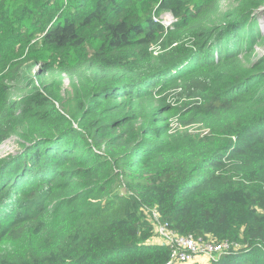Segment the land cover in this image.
Here are the masks:
<instances>
[{
    "label": "trees",
    "instance_id": "1",
    "mask_svg": "<svg viewBox=\"0 0 264 264\" xmlns=\"http://www.w3.org/2000/svg\"><path fill=\"white\" fill-rule=\"evenodd\" d=\"M263 6L0 0V264H168L154 211L264 264Z\"/></svg>",
    "mask_w": 264,
    "mask_h": 264
},
{
    "label": "built area",
    "instance_id": "2",
    "mask_svg": "<svg viewBox=\"0 0 264 264\" xmlns=\"http://www.w3.org/2000/svg\"><path fill=\"white\" fill-rule=\"evenodd\" d=\"M154 20L167 28L176 22L175 16L170 11L155 15ZM153 214L156 221V234L171 250L168 264H189L195 262L199 256H206L210 261H214L224 253L233 252L232 243L229 241L217 242L211 238H197L192 234H181L162 223L157 211ZM238 248L237 246L234 249Z\"/></svg>",
    "mask_w": 264,
    "mask_h": 264
},
{
    "label": "rangeland",
    "instance_id": "3",
    "mask_svg": "<svg viewBox=\"0 0 264 264\" xmlns=\"http://www.w3.org/2000/svg\"><path fill=\"white\" fill-rule=\"evenodd\" d=\"M229 0H222V8L225 9L226 5L228 3ZM255 17L257 18L258 22H259V26L261 27L263 33H264V6L261 7L259 10L256 11L255 13ZM30 20H26L25 21V25L26 26H31L33 21H30V23L28 22ZM166 36V34H164L163 38ZM162 38V39H163ZM40 39V37L35 38L32 41V44H36V42ZM162 39L160 40L159 43H157L153 48L154 50H160L161 44H162ZM40 45L37 44L34 49L35 50H39ZM42 52V50H39ZM257 54L258 55H263L264 54V46H258L256 48ZM28 52V50H27ZM34 63V62H29V64ZM39 66V64H38ZM37 68H34L33 70H35ZM36 71V70H35ZM65 89L67 92L70 91V86H69V79L66 78L65 80V85H64ZM191 132H195V133H200V134H205L207 133V130H205L201 125H195L193 127L190 128ZM22 148L19 147V145L17 144V139L16 137H11L5 141H3L2 143H0V158H6L9 155H12L18 151H21Z\"/></svg>",
    "mask_w": 264,
    "mask_h": 264
},
{
    "label": "crops",
    "instance_id": "4",
    "mask_svg": "<svg viewBox=\"0 0 264 264\" xmlns=\"http://www.w3.org/2000/svg\"><path fill=\"white\" fill-rule=\"evenodd\" d=\"M154 242H158V243H162L163 242V239L160 238V237H156L154 238ZM164 243V242H163ZM195 262H198V263H202V264H208L210 262L209 258L206 257V256H199Z\"/></svg>",
    "mask_w": 264,
    "mask_h": 264
},
{
    "label": "water",
    "instance_id": "5",
    "mask_svg": "<svg viewBox=\"0 0 264 264\" xmlns=\"http://www.w3.org/2000/svg\"><path fill=\"white\" fill-rule=\"evenodd\" d=\"M19 152V151H18ZM18 152H16V153H18ZM16 153H14V154H16Z\"/></svg>",
    "mask_w": 264,
    "mask_h": 264
}]
</instances>
